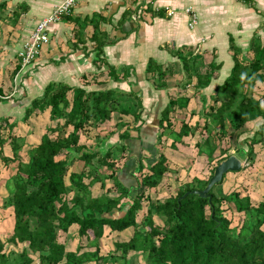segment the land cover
I'll return each instance as SVG.
<instances>
[{"label": "trees", "instance_id": "16d2710c", "mask_svg": "<svg viewBox=\"0 0 264 264\" xmlns=\"http://www.w3.org/2000/svg\"><path fill=\"white\" fill-rule=\"evenodd\" d=\"M232 50L234 65L231 72L216 87L213 103L204 112L205 117L214 118V127L210 129L205 119L195 128L182 121L175 129L171 114L176 108H186L190 101L189 96H179L170 98L161 111L157 139L170 138L169 147L173 149L177 143H183V137L194 136L196 130L201 134L207 131L202 141L196 140L194 145L208 160L214 159L216 148L226 137L228 140L235 138L240 144L238 153H245L247 158L252 157L254 145L264 143V121L252 136L246 137L247 125L264 119V105L254 94L255 83L264 81V46L255 45L249 61L240 59L237 48L232 47ZM196 56L190 53L180 59L188 80L191 73L197 77L198 88L210 82L213 70L220 65L210 62L212 72H198L201 63H195ZM162 68L153 61L147 64L146 71L156 74L158 88L165 85L166 74ZM133 95L116 93L113 89L86 91L64 83H51L41 97L31 101L24 119L34 111L49 107L50 119H61L62 122L46 128L40 142L29 148L27 162L18 159L21 147L18 138L12 134L8 136L13 155L11 159L2 156L3 160L17 162L16 172L5 181L8 196L4 205L12 206L14 217L8 240L21 244V249L16 252L5 250V241L0 237V264H86L92 261L96 264L99 260L105 261L100 254V245L96 243L105 227L116 233L132 228V235L127 240L114 241V249L120 252L121 258L130 251L140 250L147 264H264V195L253 201L249 194L235 189L217 196L213 192L215 184L209 190L210 200L188 194L178 201L188 190L203 189L212 174L206 179L192 176L162 200L149 199L146 213L139 220L145 192L156 189L166 174L172 172L167 156L155 145L150 147L151 152L145 158L142 154L128 156L130 149L124 143L130 138L128 128L120 132L119 142L113 145L89 149L79 143L80 133L86 125L104 122L114 111L139 118L128 104H122L121 98ZM133 97L140 105L139 97ZM0 122L6 123L0 125L2 154L6 140L1 130L8 126V118ZM124 125L121 124L118 130ZM9 126L13 128V124ZM69 126L71 130L68 131ZM117 152L121 154L120 159L125 156L123 168H134L130 179L117 173ZM229 155L224 149L221 156L215 158L216 162ZM75 161H82L79 171L71 170ZM109 182L111 185L108 186L106 183ZM96 183L101 191L94 195L91 186ZM70 186L76 188L72 196H68ZM224 203L243 214L237 228L231 225L232 218L224 214ZM154 213L162 215V226L154 222ZM145 224L148 229L137 230L139 225ZM73 226L80 240L75 250H70L60 237ZM82 239L86 243H82ZM123 264L130 263L124 260Z\"/></svg>", "mask_w": 264, "mask_h": 264}, {"label": "crops", "instance_id": "0c3cea01", "mask_svg": "<svg viewBox=\"0 0 264 264\" xmlns=\"http://www.w3.org/2000/svg\"><path fill=\"white\" fill-rule=\"evenodd\" d=\"M61 1L0 0V120L8 118V126L1 130L6 140L2 152L12 158L11 146L7 144L12 134L21 145L18 154L23 162L28 161V146L37 145L47 127L62 122L50 119L49 107L34 111L24 119L31 101L41 97L51 83H64L86 91L113 89L116 93L137 95L140 105L133 96L121 100L139 118L114 111L110 119L86 125L79 143L89 149L113 145L119 142L120 132L128 128L130 138L124 141L130 149L128 156L142 154L145 158L156 142L161 111L170 98L190 97L186 108H176L171 114L175 124L177 112L211 104L216 87L229 76L234 65L232 47L239 50L241 60L249 61L253 47L264 46V0H76L71 14L48 26L49 41L36 59L22 67L18 52L24 40L36 23ZM188 7L197 16L193 28L188 26ZM190 53L199 56L195 62L201 63L198 72H212L210 62L220 65L203 87H196L197 77L192 73L189 81L182 67L180 56ZM150 61L162 65L166 74L161 88L156 86V74L146 71ZM254 94L264 105V81L255 83ZM186 114L184 122L190 125V114ZM252 122L256 126L248 129L246 137L253 135L263 119ZM3 124L6 125L0 122ZM121 124L125 125L118 130ZM186 137L177 146L184 144ZM8 150L10 154L6 153ZM116 164L119 176L130 179L134 168L126 170ZM81 167L82 161H75L71 170L79 171ZM188 167L183 169L185 173ZM229 173L233 172L226 175ZM171 187L175 190L178 186Z\"/></svg>", "mask_w": 264, "mask_h": 264}, {"label": "rangeland", "instance_id": "374dc122", "mask_svg": "<svg viewBox=\"0 0 264 264\" xmlns=\"http://www.w3.org/2000/svg\"><path fill=\"white\" fill-rule=\"evenodd\" d=\"M186 93V91H183ZM199 92V91H198ZM194 96V95H193ZM213 101L211 102V104ZM209 104L203 106L199 105L196 107H193L192 109H185V111L177 112L178 116H174V122L175 126L177 124V128L180 125L182 121H184L183 117L188 113L190 114V117L188 118V123L192 128H195V125L198 123L202 125L204 123V120L206 119L209 123V128H213L215 125V120L212 116L205 117V110L207 109V106ZM202 108H201V107ZM199 107V108H198ZM201 108V109H200ZM186 116L184 118H186ZM261 119V118H259ZM180 120V121H179ZM264 121V119H263ZM254 123V124H253ZM256 126L255 122H251L247 125V128L250 130L251 128ZM259 127V126H258ZM87 130V129H86ZM88 131V130H87ZM160 131V130H159ZM247 133V132H246ZM194 136H187L185 138L184 144L176 145L175 148L169 147L170 140L167 138L161 137V139L156 138V142L154 145L156 148L163 152L171 164L170 169L172 172L171 175L166 176L163 179V182H161L156 189H148L145 192V198L142 200L143 209L138 213L139 220L142 218L143 214L146 213V210L148 208L149 199H154L157 201L162 200L165 196H167L170 192H173L172 187L170 186H179L183 185L185 182L189 181L192 176H196L201 179L208 178L213 173V167L217 165L216 159L221 156V152L226 149V152L228 154H235L238 156L242 162H243V169L239 172H233L226 175V177L223 179V181L220 184H217L213 188V192L217 196H221L223 194L229 193L232 190L238 189L243 194H249L251 199L253 201H257L262 198L264 195V143L256 144L254 145V153L252 157L247 158L246 154L243 155L241 153H238V141L234 138L232 140H228V138H224L219 143L220 145L216 148L214 152V159L208 160L205 156V154L198 153L197 148L195 147V141L199 140L202 141V136H205L207 134V131H203L202 134L197 132V130L194 133ZM11 135V134H10ZM245 135V134H244ZM8 139V138H7ZM9 140V139H8ZM7 144L12 145L9 142ZM31 144L34 145V142ZM32 145L28 146V150ZM21 149V147H20ZM19 149V151H20ZM28 150L26 151L27 157ZM22 151V150H21ZM23 152V151H22ZM2 154H0V237L3 241H5V250H17L21 249V244L12 243L9 242V237L12 234L13 229V223H14V217H13V208L9 205H4V200L8 196L7 189L5 187L4 180L7 178L8 175L14 170L16 171L17 167L15 164L12 163V161H4V158L11 159L10 157H7L4 155V153L1 151ZM6 153L10 154L11 151H6ZM206 153V152H204ZM3 156V157H2ZM121 154L116 153L115 157L116 163L122 165L123 162L122 159H120ZM18 159L21 160L20 155L18 154ZM187 168V172L183 169ZM147 172V169L144 171ZM178 172H181L178 173ZM7 180V179H6ZM164 183V184H163ZM108 186L111 185V183H106ZM163 184V187H162ZM162 188L165 189V192L162 193ZM76 188H73L70 186V189L68 191V196H72L73 192H75ZM92 192L99 193L101 191L99 183H96L91 186ZM224 214L227 217L232 218L231 225L235 228L238 227L239 222L243 219V214L235 212L232 207H229V204L224 203L222 205ZM154 222L160 226H162L163 217L160 214H153ZM146 230L148 229V226L145 224L143 226L139 225L137 227V230ZM136 230V229H135ZM132 228L121 232L116 233L111 231L109 228L105 227L102 236L96 241L97 244L100 245L101 252L106 260H99L96 264H123L124 260H128L130 264H147L146 257L144 253L140 250L137 251H130L125 258H121L119 253L116 252L114 249V241L117 240H127L132 235ZM60 240L64 241L66 243V246L70 250H75L76 246L79 242V237L76 234V229L73 226L68 233H62ZM83 240V239H82ZM82 243H86V241H82ZM94 243V241L92 242ZM90 248V247H88ZM93 247H91L92 249ZM86 264H95L94 261L88 262Z\"/></svg>", "mask_w": 264, "mask_h": 264}, {"label": "built area", "instance_id": "2783aa9c", "mask_svg": "<svg viewBox=\"0 0 264 264\" xmlns=\"http://www.w3.org/2000/svg\"><path fill=\"white\" fill-rule=\"evenodd\" d=\"M75 5L76 0H62L52 9L50 14L36 23L29 36L24 40L21 50L18 52L22 67L33 62L39 55L41 48L49 41L48 26L71 14ZM186 11L189 14L188 26L193 28L197 23V16L190 7ZM171 13V11L168 12L169 15Z\"/></svg>", "mask_w": 264, "mask_h": 264}, {"label": "water", "instance_id": "95a60500", "mask_svg": "<svg viewBox=\"0 0 264 264\" xmlns=\"http://www.w3.org/2000/svg\"><path fill=\"white\" fill-rule=\"evenodd\" d=\"M242 166V160L235 154H230L225 159L217 163L214 167L212 175L209 177L208 182L203 189L188 190L178 198V201L188 194H197L200 197H208L210 200L211 195L209 194V190L211 187L218 184L222 180L225 173L237 172L242 168Z\"/></svg>", "mask_w": 264, "mask_h": 264}]
</instances>
